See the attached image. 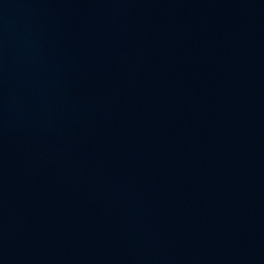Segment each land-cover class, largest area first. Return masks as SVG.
Instances as JSON below:
<instances>
[{"label":"water","instance_id":"1","mask_svg":"<svg viewBox=\"0 0 264 264\" xmlns=\"http://www.w3.org/2000/svg\"><path fill=\"white\" fill-rule=\"evenodd\" d=\"M0 264H264V0H0Z\"/></svg>","mask_w":264,"mask_h":264}]
</instances>
